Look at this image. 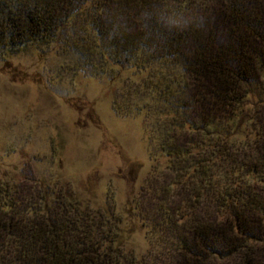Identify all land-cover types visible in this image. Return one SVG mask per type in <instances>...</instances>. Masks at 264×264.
<instances>
[{
    "label": "trees",
    "instance_id": "trees-1",
    "mask_svg": "<svg viewBox=\"0 0 264 264\" xmlns=\"http://www.w3.org/2000/svg\"><path fill=\"white\" fill-rule=\"evenodd\" d=\"M78 25L85 39L71 47L82 65L134 74L172 65L191 84L188 98L189 84L164 100L163 114L176 120L173 128L202 139L180 143L163 132L160 149L175 175L153 189L150 210L141 215L170 246L138 257L118 239L124 215L87 214L72 196H56L53 208L44 198L19 213L15 190L4 182L0 264H264L263 164L223 171L217 210L193 211L214 179L215 161L232 155V139L249 123L253 84L264 82V0H0V59L28 46L51 48ZM219 120L231 124L230 134L222 135Z\"/></svg>",
    "mask_w": 264,
    "mask_h": 264
},
{
    "label": "rangeland",
    "instance_id": "rangeland-1",
    "mask_svg": "<svg viewBox=\"0 0 264 264\" xmlns=\"http://www.w3.org/2000/svg\"><path fill=\"white\" fill-rule=\"evenodd\" d=\"M73 32L66 29L51 48L28 46L0 59V183L13 186L19 213L40 207L44 198L53 208L56 196H72L87 214L124 215L121 244L138 257L160 255L170 245L141 215L150 210L153 189L175 175L160 149L163 132L180 143L202 139L173 128L176 120L163 114L164 100H174L189 84L188 98L191 84L172 65L156 66L161 73L155 76L154 69L134 74L82 65L71 46L85 35L81 25ZM244 120L249 123L232 139V155L215 161L196 216L217 210L223 171L240 163L264 165L263 81L253 84ZM218 123L222 135L230 134V123ZM180 194L174 193V208Z\"/></svg>",
    "mask_w": 264,
    "mask_h": 264
}]
</instances>
